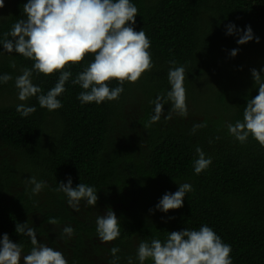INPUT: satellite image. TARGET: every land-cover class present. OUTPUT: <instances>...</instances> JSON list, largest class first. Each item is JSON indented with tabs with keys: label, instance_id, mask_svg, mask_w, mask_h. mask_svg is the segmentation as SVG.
Returning a JSON list of instances; mask_svg holds the SVG:
<instances>
[{
	"label": "trees",
	"instance_id": "16d2710c",
	"mask_svg": "<svg viewBox=\"0 0 264 264\" xmlns=\"http://www.w3.org/2000/svg\"><path fill=\"white\" fill-rule=\"evenodd\" d=\"M131 2L138 8L133 27L136 31L143 29L148 36L154 66L138 83L125 82L118 100L98 105L81 103L77 98L84 90L72 80L93 60L89 55L82 64L67 69L72 76L65 84L66 91L57 97L62 108L48 111L40 107L37 99L55 86L59 73L44 76L33 71L32 82L42 93L20 101L14 89L15 79L23 69H32L33 61L0 46V75L12 76L7 83H0V239L7 234L12 242L22 245L23 252L29 253L30 238L15 230L18 223L27 222L35 228L38 242L55 249L57 243L49 234L58 228L62 235L59 226L73 221L76 239L72 244L66 241L62 253L68 264H96L83 256L82 245L86 237L97 236V224L73 217L66 195L56 191L59 182L67 183L71 177L73 187L79 183L94 187L97 202L109 195H116L114 202L123 200V191L130 185L134 197L139 198L134 213L119 212L120 236L110 248L100 246L99 250L108 255L112 247L120 249L116 264H128V257L133 264H140L137 249L131 248L132 240L163 242L168 233L199 230L203 225L231 245L233 264H264V147L251 135L245 143L239 142L227 127L243 120L247 101L258 95L251 69L264 77V0ZM25 3L27 0L10 1L8 12L0 18V40L18 20L26 18ZM228 24L241 31L227 35ZM249 25L259 43L253 39L238 44ZM233 49L239 50L235 57L230 54ZM173 60L175 65L170 63ZM13 62L14 68L10 66ZM179 66L185 68L187 98L200 106L198 95L205 92L209 97L206 107L198 109L203 120L175 126L167 123V129H159L158 122L145 127L154 114L152 102L157 96H167L171 88L169 69ZM200 80L214 86L199 88L196 85ZM109 86L119 85L113 81ZM134 91L144 94L147 103L140 123L148 148L138 158L114 138L126 97ZM11 94L14 100H3ZM21 103L34 106L36 111L22 116L16 110ZM170 109L171 101L167 99V114ZM198 123L207 126L192 134L193 125ZM197 147L212 161L200 174L194 171ZM9 155L18 157L19 163L14 164ZM19 169L37 181L46 179L42 200H37L29 186L21 185L26 178ZM182 183H189L193 189L185 195L183 207L167 213L157 210L163 195L176 192ZM16 185L21 186L18 191H14ZM51 219L57 224H50ZM108 260L112 264V255ZM145 264L153 261L149 259Z\"/></svg>",
	"mask_w": 264,
	"mask_h": 264
},
{
	"label": "clouds",
	"instance_id": "9594fccd",
	"mask_svg": "<svg viewBox=\"0 0 264 264\" xmlns=\"http://www.w3.org/2000/svg\"><path fill=\"white\" fill-rule=\"evenodd\" d=\"M4 6L5 0H0V9ZM23 11L26 18L18 20L10 32L4 34L5 38L0 40L4 51L15 52L33 61L32 69H23L22 74L15 79L20 101H27L42 93L41 88L32 82L33 71L44 76L59 73L55 86L47 94L38 95L37 99L40 107L48 111L62 108L63 105L57 97L66 91L65 84L72 76L67 69L82 64L89 55L93 56V60L72 80L74 85L78 84L84 90L77 98L85 104L95 102L99 105L105 101L118 100L124 91L125 82L138 83L154 66L148 36L143 29L136 31L133 27L136 24L138 8L131 0H27ZM226 27L227 35L241 31L234 24ZM253 39L259 43V37H254L249 25L243 30L237 43L243 45ZM238 51L233 49L231 56L235 57ZM170 63L175 65L177 62L173 60ZM10 66L14 68L15 63ZM251 75L258 88V95L247 101L243 120L228 124L227 127L229 133L239 142L245 143L251 135L264 147V77L256 69H251ZM10 80V74L0 75V83ZM168 80L171 88L167 92V99L171 101V109L165 116L162 102L165 98L162 95L157 96L152 102L155 105L154 114L145 127L158 122L162 115L165 120H170L172 113L182 118L188 116L184 87L185 68H170ZM113 81L118 82L119 86L110 88ZM16 110L27 117L36 108L21 103ZM206 126V123L194 124L192 134ZM196 153L198 159L194 162V171L200 174L212 161L211 158H205L201 148L197 147ZM27 183L33 185V195L47 187L46 182L37 181L34 176L28 178ZM192 190L189 183L179 184L176 192L163 195L156 209L167 213L183 207L185 195ZM56 191L66 195L68 206L75 212L80 211L82 201L95 207L99 199L92 186L79 183L73 187L71 177L67 183L59 182ZM49 223L55 225L57 221L51 219ZM96 224L97 236L102 243H110L120 236V222L110 208L105 215L97 216ZM15 230L27 235L31 241L30 252L23 256L24 264H68L61 251L38 242L35 228L27 222L18 223ZM74 231L70 225L63 228V234L69 239ZM119 251L115 246L110 249L112 264L119 260ZM231 252V245L225 243L211 227L203 225L199 230L185 229L168 233L163 242L160 239H153L151 243L140 242L137 259L140 264H145L149 259L153 264H233ZM22 253V245L12 242L4 234L0 239V264H21ZM128 264H133L131 257H128Z\"/></svg>",
	"mask_w": 264,
	"mask_h": 264
},
{
	"label": "rangeland",
	"instance_id": "374dc122",
	"mask_svg": "<svg viewBox=\"0 0 264 264\" xmlns=\"http://www.w3.org/2000/svg\"><path fill=\"white\" fill-rule=\"evenodd\" d=\"M10 1L11 0H5V6L2 9H0V17L8 12ZM209 80L211 79L209 78ZM200 82L201 83L197 84L196 86H200L199 88H202V89H205L204 86L205 87L214 86L212 82H209L210 83L209 85H204L205 84L204 80H200ZM14 89L18 90L15 85H14ZM14 96L15 95H12V94L8 95L3 100H6L7 102L8 100L12 101L15 99ZM198 96H199L198 100L201 102L200 106H198L195 102L187 98V101H186L188 105L187 118H182L179 115L172 113V117L170 120H165L164 118V115L165 116L167 115V96H164L165 99L164 101H162L164 103V115H162L161 119L158 121L159 129H167V123H169L172 126H175L182 122L185 123L190 120L202 121L203 116L199 111L202 110L204 107H206V105L209 102V97L205 94V92ZM145 99H146L145 95L142 94L140 91H134L128 97H126V101L123 105V117L121 121L120 120L116 121L117 128L114 134V138L116 139V142L120 144L121 146H124L125 148H127V150L130 153L131 151H133L131 154H133V156H135L136 158L142 156L141 154H143L144 156L146 154V152L144 151L145 150L147 151V148H148L147 147L148 146L147 136L143 130L142 124L140 123V120L143 118L145 111L147 109V107H145V104L147 105ZM9 157L13 161L14 164L19 163L20 161V159L16 157L15 155H9ZM19 174L21 176L24 175L26 178L25 180L21 181V185L29 186V188L32 189L33 185L27 183V179L30 178L31 176L28 175L26 170L21 169L20 171L19 169ZM38 181H44L47 184V181L44 177H42ZM20 188H21L20 185H16L14 187V191H18ZM42 191L36 195L37 200H42V198L44 197V193ZM132 191H133V187L132 185H130L127 188V190L123 191V194L126 196L123 200H117L116 202H114L116 195H109L108 197H105L101 199V201L97 202L95 207L90 206L88 208L86 203L82 202L80 205V211L75 212L72 209L71 214L73 215V217H76L77 220L84 221L87 219V223L90 222L92 224H96L97 216L105 215L107 210L110 208L111 210L115 212L120 222L122 218L121 216H119V212L124 211L129 214L130 213L132 214L137 209V206H138L137 203L139 201V198L134 197ZM162 215L163 214H161V216ZM68 223L70 226H72L75 229L76 225L74 224L73 221H67L63 225L65 226ZM63 225L59 226V228L62 229V232L64 228ZM56 229L59 230L58 228ZM56 229L53 230V233H50L49 235L57 243L58 247H55V249L63 252L64 246L66 244L65 242L67 241L68 244H72L73 241L76 239V236L73 234L72 238L69 239L63 233L62 235H60ZM84 242L88 244L86 249L89 253V257L92 260H94L96 264H109L108 259L111 257V255H108L107 252L101 251L99 249H102L100 248V246L105 247V248L107 247V249L110 248L113 241L110 243H102L99 240L98 236H94L88 240L86 237L84 239ZM138 245H139V242L137 240H132L131 248H133V250L137 249ZM98 250L100 251L101 254H98ZM26 254H27L26 252L22 253L21 264H24L23 256Z\"/></svg>",
	"mask_w": 264,
	"mask_h": 264
},
{
	"label": "flooded vegetation",
	"instance_id": "af4514ba",
	"mask_svg": "<svg viewBox=\"0 0 264 264\" xmlns=\"http://www.w3.org/2000/svg\"><path fill=\"white\" fill-rule=\"evenodd\" d=\"M88 239H90V238H87V240ZM87 245L88 244H86L85 242H83V245H82V254H83V256L85 257V258H89V253H88V251H87Z\"/></svg>",
	"mask_w": 264,
	"mask_h": 264
}]
</instances>
